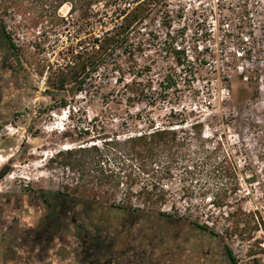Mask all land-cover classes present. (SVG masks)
I'll list each match as a JSON object with an SVG mask.
<instances>
[{"label":"rangeland","instance_id":"374dc122","mask_svg":"<svg viewBox=\"0 0 264 264\" xmlns=\"http://www.w3.org/2000/svg\"><path fill=\"white\" fill-rule=\"evenodd\" d=\"M137 4L144 8L141 22L82 91L48 88L51 69L71 58L68 47L87 45ZM69 10L65 4L64 21L54 25L0 8V172L8 169L0 178V264H80V239L69 219L53 246L39 250L51 231L41 233L48 210L36 195L76 185L98 200L171 216L137 220L135 228L150 231L148 244L130 228L132 217L107 214L106 239L116 241L119 264H230L224 245L236 264H264L262 231L242 242L228 227L231 209L262 203L258 185L245 186L241 175L260 166L247 127L264 118V0H103L89 20ZM156 128L174 130L173 159L167 150L152 161L130 156L125 140ZM82 145L100 149L103 172L95 155L68 170L56 156ZM236 182L229 206L214 207L209 196ZM153 184L147 196L144 188ZM130 240L133 250L126 249Z\"/></svg>","mask_w":264,"mask_h":264},{"label":"trees","instance_id":"16d2710c","mask_svg":"<svg viewBox=\"0 0 264 264\" xmlns=\"http://www.w3.org/2000/svg\"><path fill=\"white\" fill-rule=\"evenodd\" d=\"M100 1L103 0H0V8L4 12L12 8L24 19H29L28 15L32 14L33 17H31V19L34 24L48 21L55 25L64 21L59 14V10L65 4L70 5V13L77 11L81 20H89L92 6ZM135 1L137 2L138 0ZM143 13L144 8L140 4L133 6L129 10L125 8L120 14L122 18L119 25L108 29L100 36H93L87 45L81 42L77 50L68 47L66 56L69 55L71 58H69L70 60L65 66L53 70L51 69L47 78L48 88L61 91L65 90L67 85H70L67 89H70L71 92L82 91L83 86L91 75L101 65H105L110 51L116 47L118 40L141 22ZM4 36L7 44L13 47L9 35L5 34ZM256 93H258V90ZM247 129L250 131L253 140H255V158L260 163V166L249 175L242 174L241 179L245 186L254 183L258 185L262 203L255 205V207L250 210H245L241 206H236L228 212V220H230L228 227L242 242H249L253 231L260 230L264 234V118L252 121ZM173 141H175L174 130L156 128L129 137L125 140V143L130 144V148L128 149L130 156L143 160L151 159L152 161V159L163 150H167L168 157L173 159L175 154V144L171 143ZM102 154L100 149L95 145H82L75 148L60 150L57 152L56 156L62 158L61 163H63L68 170L69 168L74 169L75 165H83V158L86 156L95 155L93 163L97 166L96 171L103 172L102 165H104V163H102ZM207 159L210 160V157ZM219 169L221 170L222 167L214 166L212 171L219 173ZM149 171L152 170H145L146 173ZM7 172V168L1 170L0 178ZM224 172H226V170H224ZM224 172L221 173L223 177L226 176ZM234 179L237 180L236 177H234ZM239 185V182H236L232 187L226 185L224 188H221V191L209 196L212 205L217 208L229 206L231 199L234 198L239 189ZM80 186L76 185L72 188L65 186L64 189L54 192L37 190L36 195L48 210L46 219L49 223L46 229L50 228L51 231V233L49 232L47 234V239H45L44 244L39 250L47 251L53 246L52 241L54 237H56L58 231L63 228L65 219H69L80 239L81 248L78 252L80 264H119L118 260L113 258V249L117 244L116 241L112 240L108 242L106 239L109 225L103 223L107 221V214L110 212L120 213L121 215L132 217L133 220L130 224V228L137 234L140 233L141 238L144 240L148 238V244L152 243L150 237H148L150 231L147 230L148 227L144 228V231H141V228H135L137 220H139L140 217L150 219L155 216L160 218L161 221L166 222L171 217L162 210L155 212L153 210L149 211L133 207L129 203L118 206L109 203L108 200H98L96 199V192H91L92 190L88 191ZM148 189L150 190L148 191L147 188H144L147 196H151V190L156 188L153 184ZM91 193L93 197H90ZM160 197L161 196H157L153 200V203H156L157 199H160ZM191 226L198 231L208 232L213 236L218 235V233L207 224L192 222ZM28 234L29 236L31 235L30 232H28ZM133 239H135V237ZM126 247L128 250L134 249L131 240L129 244L126 243ZM223 248L230 264H236L231 247L224 245Z\"/></svg>","mask_w":264,"mask_h":264},{"label":"flooded vegetation","instance_id":"af4514ba","mask_svg":"<svg viewBox=\"0 0 264 264\" xmlns=\"http://www.w3.org/2000/svg\"><path fill=\"white\" fill-rule=\"evenodd\" d=\"M46 232V227H43L41 233Z\"/></svg>","mask_w":264,"mask_h":264},{"label":"crops","instance_id":"0c3cea01","mask_svg":"<svg viewBox=\"0 0 264 264\" xmlns=\"http://www.w3.org/2000/svg\"><path fill=\"white\" fill-rule=\"evenodd\" d=\"M53 264H61V263L56 260L55 263H53Z\"/></svg>","mask_w":264,"mask_h":264},{"label":"built area","instance_id":"2783aa9c","mask_svg":"<svg viewBox=\"0 0 264 264\" xmlns=\"http://www.w3.org/2000/svg\"><path fill=\"white\" fill-rule=\"evenodd\" d=\"M131 5V4H130ZM130 7H132V6H130Z\"/></svg>","mask_w":264,"mask_h":264}]
</instances>
